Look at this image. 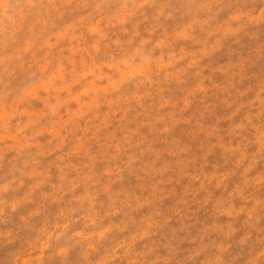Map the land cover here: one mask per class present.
<instances>
[{"label": "clouds", "instance_id": "9594fccd", "mask_svg": "<svg viewBox=\"0 0 264 264\" xmlns=\"http://www.w3.org/2000/svg\"><path fill=\"white\" fill-rule=\"evenodd\" d=\"M261 25L264 0H0L7 264H67L76 250L81 264H264V73L237 87L264 61V43L212 68L223 84L209 71L226 46L244 48ZM216 95L231 98L225 135L194 111ZM185 125L215 143L192 155L172 136ZM215 148L231 167L209 173ZM128 178L134 188L123 187ZM180 181L196 187L179 203L204 193L200 203L217 219L195 235L165 237L171 217L158 205ZM210 186L223 194L213 199ZM47 203L63 206L54 222L33 226ZM30 205L19 220L35 236L15 247L19 228L9 225ZM148 209L129 231L133 214ZM117 216L124 219L105 223ZM241 217L247 231L236 239ZM113 233L127 235L109 242Z\"/></svg>", "mask_w": 264, "mask_h": 264}, {"label": "rangeland", "instance_id": "374dc122", "mask_svg": "<svg viewBox=\"0 0 264 264\" xmlns=\"http://www.w3.org/2000/svg\"><path fill=\"white\" fill-rule=\"evenodd\" d=\"M256 34L255 39H248L247 37L243 38L242 43L244 48H241L239 45H228L225 50L218 54L210 61V74L213 76V79L221 84L224 83V77L219 73H213L211 71L217 64L227 62L229 60H235L237 58L236 53L238 51H247L254 48L257 44L264 43V25L252 29ZM259 71L264 73V61L259 62L249 71V80L245 81L244 84L237 85L238 88L246 87L249 83H252L251 75L252 72ZM173 96H179L181 92L176 89H172L169 93ZM230 97L216 95L209 97L208 101L205 104H197L194 108V111L197 113V119L201 120V123L205 126L216 125L220 129L221 135L227 133L228 128L231 125V122L228 120V117L231 114L232 109L228 107L230 102ZM247 99V98H244ZM211 105V107H207ZM203 114L202 117L200 114ZM172 136L182 140L184 143H187L191 146L192 155L199 156L201 154V146L204 144L215 143V139L205 141V138L201 135H196L193 126H182L173 131ZM202 162V161H201ZM264 166V162H262ZM231 167L230 164L226 165L224 163L223 153L219 148L213 149L212 153L207 157L206 171L211 173L213 171H222L226 168ZM55 175V173H54ZM239 182V176L237 175L231 181V184ZM135 181L131 178L126 179L123 187L125 188H134ZM195 184H189L187 181H180L178 184H174L171 188H166V196L161 200L158 207L160 210L167 216L171 217L170 223L166 226L164 230L165 237H170L173 232L179 238L184 235L186 232L190 231L193 235L197 234L198 230L201 229L206 224L213 223L217 218L215 217L212 209L210 207L203 206L200 201L203 199L204 193L199 196H195L194 199H191L187 207L179 203L180 197L184 195L185 191H188L190 196H194ZM209 191L212 193L213 199L220 197L223 194V189H216L214 186L209 187ZM239 203V202H237ZM63 205L56 203H47L44 207L42 214L32 220V225L39 227L42 224L48 223L51 224L55 221L60 208ZM32 206L27 208H21L14 215L12 223L9 226H17L19 228L18 232V241L15 247H20L21 245H26L34 236L35 232L33 229L28 228L23 225L19 220V217L25 215ZM180 211H177V210ZM151 212V209L140 210L133 214L132 222H129V231L134 230L135 224L140 221L144 216H147ZM124 218L121 216L111 217L109 220H106L105 223L111 221L113 223H119ZM241 217L239 221L236 222V227L240 229L237 233L236 239L239 238L245 231H247L246 226H242ZM219 222H226V218H219ZM3 227V226H0ZM183 229V230H182ZM121 233H113L111 241L114 242L121 239ZM108 243V242H106ZM13 250V246L0 247V260L5 261L7 264V259L9 252ZM234 251H239L238 248ZM51 264H60V261L57 259L52 261ZM67 264H81L79 251H74Z\"/></svg>", "mask_w": 264, "mask_h": 264}]
</instances>
